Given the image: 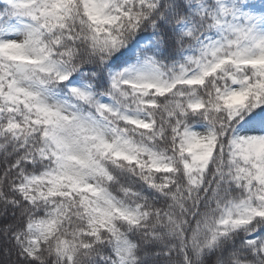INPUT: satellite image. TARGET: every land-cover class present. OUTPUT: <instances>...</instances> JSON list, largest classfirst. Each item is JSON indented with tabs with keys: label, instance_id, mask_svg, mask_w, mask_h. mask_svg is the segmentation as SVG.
<instances>
[{
	"label": "snow or ice",
	"instance_id": "6c2138e0",
	"mask_svg": "<svg viewBox=\"0 0 264 264\" xmlns=\"http://www.w3.org/2000/svg\"><path fill=\"white\" fill-rule=\"evenodd\" d=\"M0 264H264V0H0Z\"/></svg>",
	"mask_w": 264,
	"mask_h": 264
}]
</instances>
